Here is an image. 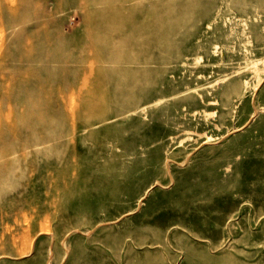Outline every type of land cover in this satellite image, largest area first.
I'll return each instance as SVG.
<instances>
[{
	"label": "rangeland",
	"instance_id": "374dc122",
	"mask_svg": "<svg viewBox=\"0 0 264 264\" xmlns=\"http://www.w3.org/2000/svg\"><path fill=\"white\" fill-rule=\"evenodd\" d=\"M0 264H264V0H0Z\"/></svg>",
	"mask_w": 264,
	"mask_h": 264
}]
</instances>
